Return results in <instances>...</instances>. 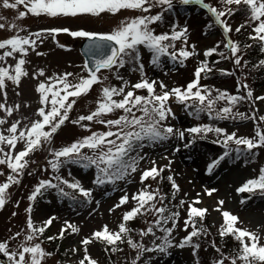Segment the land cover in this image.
<instances>
[{
	"label": "snow or ice",
	"instance_id": "obj_1",
	"mask_svg": "<svg viewBox=\"0 0 264 264\" xmlns=\"http://www.w3.org/2000/svg\"><path fill=\"white\" fill-rule=\"evenodd\" d=\"M225 6L223 10L212 6L206 0H179L183 5H198L202 9H206L210 16L214 19L216 25H219L223 33L227 36L233 31L225 17H231L241 10L244 6L246 12V23L235 28L236 33H240L246 26L252 27L254 35H250L249 39L258 42L261 51H264V0H220ZM174 6V0H0V8L7 10H15L17 19L22 20L28 15L33 17L47 18H99L103 19L105 15L116 16L122 10L137 11L140 15L134 18H125L121 20L117 26L109 32H96L84 29L71 30L67 27L41 29L36 32H30L26 36L19 33L26 29L19 27L16 23H12L10 27L16 30V34L10 38L0 40V50H4L0 55V61H5L7 57L15 59V54L20 55V59L16 60L14 68L0 66V92L6 88V81L19 87L22 77H27L29 73L25 70L24 65L27 63L24 57H27L29 49L36 52V55H43L42 52L36 51L38 43H43L47 37H51L56 41L59 34H67L72 38H81L90 41L89 52L94 57H98L91 61V66L86 63L84 65L87 71L86 76H79L72 72L57 74L48 77L47 82L38 83L36 91L39 93L40 105L35 115L38 119L30 124H24L21 128V121L11 123L5 130L0 132V166H6L9 174L6 181L0 183V210L6 205L9 197V188L13 185H19L21 178L28 168V157L37 151L47 147L48 154L54 159L47 160L48 165L54 172H59L60 168L67 164L79 165L83 168L94 167L96 169V177L93 181L96 185L112 184L125 180L129 175L140 170L141 161L146 159L142 155V151L146 147H155L157 144L170 140L173 136L183 140L185 132L206 137L208 133H215L217 137H223L222 140L217 139L214 143L222 144L225 151L210 167L219 165L220 161L229 156L230 152L235 151L237 156L251 155L255 156L254 150L264 149V115L256 116L255 112L246 115L240 112H234L233 109L242 101H264V96L253 97V92L247 84L240 83V87L247 89L245 95H230L227 92L218 91L213 97L212 90L203 87L200 80L203 75H207L212 68L204 61L194 71V79L187 84L185 88L173 87L171 89L163 81L149 80L144 74V65L141 63V46L152 54L151 64L155 67L160 66L161 57H168L172 61L179 60L181 65L184 61L196 55L195 45L191 46V50L181 48L177 51H169L175 49V41H182L187 45L188 28H179L174 25L171 33L155 34L151 25L162 21L163 12L170 11ZM235 6V7H233ZM23 7L24 10H20ZM159 8L160 12L149 14L153 9ZM6 18L0 15V21ZM7 27L6 23L0 22V30ZM212 24L208 25L211 29ZM57 46L64 49L65 45ZM252 44L245 45L246 48L252 47ZM224 47L229 49L231 57L234 58L236 66L241 65L242 57L238 55L240 47L231 39L227 40ZM219 44L211 49L205 50L203 55L211 57L218 54L222 58H227L225 53H217ZM133 64L137 67L133 71H139L141 78L138 82L130 84L128 80L120 74V69L126 65ZM254 67H264V60H260L258 65ZM107 71L121 81L119 87L105 84L108 80L107 76L98 75L101 71ZM231 75V73H224ZM46 73L43 69L38 70L32 78L45 77ZM74 78L75 82H73ZM162 90L159 94L156 92V85ZM101 84V95L97 101V107L89 115H81L77 120H72L73 124H80L86 130L91 129L82 122L87 121L89 124L95 122L103 125L107 131L91 132L85 136L72 142L70 145L60 148L59 150L51 147L53 137L62 128L66 121H69V113L77 102V99L89 94L94 85ZM146 90L147 95H137V91ZM239 91V87L237 89ZM19 95V93H17ZM116 97H122L116 99ZM71 98V99H70ZM175 99L186 109L194 110L189 115L199 118L201 113H207L212 119H232L237 118L241 121L252 120L256 122L255 132L252 137L238 136L236 132L227 133L220 127H212L209 125L191 127L186 130H179L166 122L171 117L175 119V113L169 106V102ZM227 100L228 106L220 110H216L215 105L220 100ZM5 103H0V111L6 116L11 117L14 110L19 109V105L15 107H7V94L4 93ZM191 101L192 103H189ZM121 114L114 119H104L116 112ZM215 113V115H213ZM5 119H0V126L6 124ZM18 143L23 144L22 150L16 151ZM234 143L235 149H230L229 144ZM186 147L188 145H185ZM7 149V150H6ZM88 149L91 154L85 153L83 150ZM176 151H179L177 148ZM166 158V157H165ZM151 167L141 171L140 183L143 185L149 178L156 180L166 169H170L169 165L158 167L156 161H150ZM0 175H4L0 171ZM52 180H40L34 191L28 197L29 201H35L39 195L43 194V190L57 189L59 195L75 200L76 196L72 193H79L87 202L91 203L92 192L81 186L79 181L69 182L62 179L59 175ZM167 179L171 182V187L175 192L179 191V186L175 183L172 176ZM61 185H66L72 193L65 191ZM212 190H205L206 194L211 196ZM259 191L264 195V168L259 170L257 178L249 179L242 184L237 193H255ZM199 196V194H198ZM164 196L159 190L148 191L141 189L131 196V200L136 204L122 216V222L119 224L117 232L109 231L105 225L102 230H97L92 234L91 238H84L81 243L84 245V256L79 260V264H98V261L92 258L88 252L87 246L93 242L99 241L109 246H115L118 242L123 243L124 237L128 236L133 230L126 227V224L138 216L152 215L155 219L146 221L148 227L141 230L139 236L141 238L152 236L151 247H146L142 242H134L132 238L127 239V244L136 252V258L132 264H137L144 253L169 254V250L173 247L184 249L191 247L194 250L199 248L198 244H194L193 239L207 233V229L197 228V218L202 222L208 212L205 208H198L194 205L202 203L198 198L188 205V219L184 221V231L188 233V228L192 231L183 237L180 241L174 243L173 232L176 228L179 212H168L164 206ZM250 199V197H249ZM130 202L127 193L122 195L119 202L109 211L120 208ZM185 201H180L183 206ZM241 203H246L242 200ZM157 204L160 206L158 207ZM224 204L223 200L218 201L216 211H221ZM32 207L27 209L29 216L26 221L27 234L24 236L23 243L20 244L16 251L9 248V243L0 241V254L7 257L9 264H42L43 260L50 256L51 253L46 252L41 243H32L39 236H42L48 227H50L56 217H49L37 226L31 218ZM16 215V213H13ZM224 224L219 230V235L223 238L226 235L233 236L240 244V248L234 257H227L221 253V258L214 264H225L226 260H230L231 264H264V245L260 244V237L247 229L236 227L239 218L228 211H222ZM171 222L172 227H167ZM68 229L72 233H78V227L65 222V227L61 228L58 237H48V240L63 239ZM156 230L163 235L157 236ZM21 237V233L17 232L11 239ZM157 241H160L157 243ZM215 247V246H214ZM107 250V249H106ZM120 249L112 247L111 251L116 252ZM71 251L76 252L73 248ZM220 252V249H216ZM196 255V252H193Z\"/></svg>",
	"mask_w": 264,
	"mask_h": 264
},
{
	"label": "rangeland",
	"instance_id": "obj_2",
	"mask_svg": "<svg viewBox=\"0 0 264 264\" xmlns=\"http://www.w3.org/2000/svg\"><path fill=\"white\" fill-rule=\"evenodd\" d=\"M207 3L220 10H223L225 6L220 0H206ZM184 6L179 3V0H174L173 8L178 10ZM188 8V14L182 16L178 13L177 24L179 28H188L187 33V45H184L182 41H175V49L169 51H179L181 48H187L191 50V46L195 45L196 55H193L189 59L184 61L181 65L179 60L172 61L168 57H161L159 67H155L151 64L152 54L147 49L141 46V63L144 65V74L147 79L163 81L169 89L173 87L185 88L188 83L194 79V71L201 65V62H208V57H205L203 53L205 50L211 49L216 46L217 42H223L229 39V34L226 36L219 25H215L214 31L210 35H206L205 27L208 22L214 23V19H207V10L201 9L198 5H186ZM200 9H199V8ZM235 7V6H233ZM242 7V6H241ZM20 10H24L21 7ZM161 9H153L149 14H156ZM167 11L163 12V17ZM0 15L4 16L6 20L0 21L6 23L7 27L0 30V40L10 38L16 34V30L12 29L10 25L16 23L19 27L26 29V31L20 32L22 36L28 35L30 32H36L41 29L67 27L71 30L84 29L88 31L96 32H109L114 29L117 24L125 18H134L140 15L137 11L122 10L118 15L111 16L105 15L103 19L99 18H47V17H33L28 15L22 20H18L17 12L15 10H7L0 8ZM228 19V17H225ZM246 21V20H245ZM233 31L236 27L246 22L235 23L231 20L228 21ZM252 24L248 27L250 35H254L252 32ZM155 34L171 33L172 28H165L158 22L151 25ZM232 31V32H233ZM231 32V33H232ZM235 32V31H234ZM230 33V35H231ZM225 37V39H224ZM233 37V35H232ZM56 41L59 44H63L66 48L62 49L57 46ZM54 41L51 37H47L43 40V43H38L36 51L42 52L43 55H36V52L29 49L27 57H24L27 63L24 65L25 70L29 73L27 77H22L19 87L12 84L11 81H6V88L3 92H0V103H5L4 93L7 94V107H15L19 105L18 110H14L11 117L6 116L3 111H0V119H5L7 122L3 126H0V132H5L11 123L17 120L21 121V128L24 124H30L32 121L38 119L35 115L37 109L41 107L39 93L36 91L38 83L41 81L47 82L48 77H53L57 74L65 72H72L79 76H86L87 71L84 68L85 59L81 52V47L85 39L72 38L67 34H59ZM234 41L236 42L235 38ZM258 43V42H256ZM238 44V43H237ZM239 56L242 57L241 65L236 66L234 64V58L231 57L230 51L223 52L227 58L220 56L219 61L222 65L216 67V73L213 79L207 78L202 74L200 84L203 87L212 90L213 97L217 95L218 91L227 92L230 95H245L247 89L240 87V83L247 84L253 92V97L264 96V88L257 90L253 87V78L257 76V72L260 70L258 67H253L246 55V50L241 46ZM218 50V49H217ZM4 50H0V55ZM220 53V52H218ZM264 54V51H262ZM20 55L15 54V59L7 57L5 61H0V66L14 68L16 60L20 59ZM264 60V59H263ZM137 67L133 64H128L125 68L120 69V74L125 80H128L130 84L138 82L141 78V73L133 71V68ZM40 69H43L46 73L45 77L32 78L33 75ZM262 69V68H261ZM231 73V75H225L224 73ZM101 77L107 76L108 80L105 84L119 87L120 80H117L112 73L102 70L99 73ZM73 82H75L74 78ZM103 85H94L89 94L77 99L76 104L69 113V121H66L62 128L53 137L52 148L59 150L62 147L70 145L72 142L81 139L91 134V132L107 131V129L95 122L88 123L82 122L91 129V132L86 130L80 124L71 123L72 120H77L81 115H89L97 107V101L101 95V88ZM239 87V91L237 90ZM162 90L159 88V83L156 85V92L159 94ZM19 93V95H17ZM137 95H147L146 90L137 91ZM122 97H116L121 99ZM71 99V98H70ZM189 103H192L189 101ZM169 106L175 113V119L171 117L166 122L168 125L173 126L179 130H186L191 127L209 125L212 127H220L227 133L236 132L238 136L252 137L255 132L256 122L252 120L241 121L238 118L236 120L226 119H212L205 113L200 114V118H194L189 115L193 108L186 109L184 105L179 104L172 99L169 102ZM228 106L227 100H220L216 103V110H220L223 107ZM234 112L244 113L251 115L255 112L256 116L264 115V101H242L233 109ZM121 113L118 111L110 116L104 117V119L117 118ZM215 115V113H213ZM183 118V120H182ZM264 127V125H261ZM210 139L215 141L217 139L222 140L223 137H217L215 133H208L206 137L194 135L185 132V138L183 140L173 136L170 140L157 144L155 147H146L142 151V155L146 156L144 161H141L140 170L134 174L129 175L125 180L118 181L115 185L105 184L96 185L93 183L96 177V169L94 167L83 168L79 165L67 164L60 168L59 172H54L51 166L48 165L47 160L54 159L45 149L35 152L28 157L29 161H35V163H29L28 168L25 170L24 175L21 178L19 185H13L9 188V197L3 210H0V241H6L9 243V248L12 251H16L20 244L23 243L24 236L27 234L26 221L29 216L27 209L32 207L31 218L37 226H40L43 221L49 217H56L52 225L46 230V234L43 233L32 243H41L42 248L51 253L46 257L42 264H79V260L84 256V245L81 241L84 238H91L92 234L97 230H102L106 225L111 232H117L118 226L122 222V216L125 212L129 211L136 204V201L131 200V196L137 193L141 189L148 191L159 190L160 177L156 180L149 178L142 185L140 183L141 171L150 168L152 165L150 161H156L158 167H164L169 165L171 161L170 169L166 168L162 173L167 177L172 176L175 183L179 186L177 192L179 202L185 201L184 205L178 204L179 217L176 228L173 232L174 243L180 241L188 233L191 232V227L188 228V233L184 231V221L188 219L187 209L188 205L195 199H199L202 203L194 205L198 208H205L208 210L207 214L212 226V231L207 233L205 238L209 242L208 246L201 243L200 248L193 250L191 247L180 249L173 247L169 250V254L144 253L141 259L147 255V264H159L166 257H169L168 264H214L215 261L221 258V253L227 257H234L240 248L239 242L233 238L235 250H226L220 245L217 248L220 252H217L212 248V243L217 242L215 233L219 231L224 224L222 217V211H228L229 213L236 215L239 218V223L236 227L247 229L256 233L260 237V244L264 245V198H259L257 195L259 191L255 193H237V189L249 179L257 178L259 170L264 168V149L254 150L255 156L241 155L237 156L235 151H232L229 157L223 160L217 168H212L209 171V167L214 163L215 156H212L211 152L203 145V140ZM185 145H188L187 147ZM236 148L234 143H230L229 146ZM23 144L18 143L16 151L22 150ZM179 151H176V149ZM7 150V149H6ZM85 153L91 154L88 149L83 150ZM166 157V158H165ZM216 160V159H215ZM0 171H3L4 175H0V183L6 181V176L9 174V170L6 166H0ZM161 173V174H162ZM59 175L62 179L69 182L79 181L81 186L85 189L91 190L92 198L91 203L87 202L79 193H72L71 189H68L66 185H61L65 191H68L76 196L75 200H70L59 195L57 189L43 190V194L39 195L35 201H29L28 197L34 191L40 180L49 179L53 183H58L54 179ZM212 190V195L206 194L205 190ZM127 193L130 197V202L126 205L113 209L119 202L122 195ZM199 194V196H198ZM250 197V199H249ZM223 200L224 204L221 211H216L218 201ZM242 200H246V203H241ZM159 207L160 205L157 204ZM16 213V215H13ZM139 228L137 232L129 235L134 242H142L146 247L152 246L154 237L147 236L141 238L139 233L148 227L146 221L155 219L152 215L138 216ZM68 222L78 227V233H72L71 229L65 232L64 238L61 239L60 246L66 251L71 253H65L64 256H60L56 248H54L48 237H58L61 228L65 227V222ZM128 227V224H126ZM167 227H172L171 222ZM20 232L21 237L17 239H11L15 233ZM156 235H163L156 230ZM213 236V238L211 237ZM59 239V238H57ZM127 239L124 237V242L121 243L124 246L121 251H125L122 255L118 256L115 264H132V261L136 258V252L130 248L127 244ZM195 239H193L192 243ZM160 241H157L159 243ZM120 243V242H118ZM199 244V243H195ZM73 248L76 252L71 251ZM90 256L98 261V264H107L105 260V253L99 244V241L93 242L87 246ZM196 255H193V252ZM203 258L206 259L203 262ZM140 259V260H141ZM141 261L139 263H144ZM0 264H9L7 257L0 254ZM225 264H231L230 260H226ZM237 264H240L238 261Z\"/></svg>",
	"mask_w": 264,
	"mask_h": 264
},
{
	"label": "trees",
	"instance_id": "obj_3",
	"mask_svg": "<svg viewBox=\"0 0 264 264\" xmlns=\"http://www.w3.org/2000/svg\"><path fill=\"white\" fill-rule=\"evenodd\" d=\"M243 9H244V6L242 5L241 10L237 11L234 16L228 17L227 21L231 20L232 22L234 21L235 23L246 22L245 20H246L247 14ZM178 13L181 14L182 16H185L189 12H188V9L186 7H183V6L180 7L178 10L172 8L170 11H167L165 16L162 18L161 25L165 28H173V26L177 24V20L179 18ZM206 17H207V19H210V20L213 19L210 16V14H208ZM209 24L213 25V27L211 29L208 28ZM215 25H216L215 22L214 23L208 22L207 26L205 27V30H207L205 34L210 35L211 33H213L214 31H212V29L215 28ZM232 35H233V37H232ZM249 36H250V34L248 31V27H245L244 29H242L240 33H236L234 31L231 33V35L229 33V39H231L233 42H235L234 41V38H235V40H236L235 43H238L239 46H241L244 50H246V55H248L247 59H248L249 63L254 67V66L258 65L260 60L264 59V54L262 53V51L260 49L259 43H256V42L250 40ZM224 39H225V37H224ZM226 43H227L226 39L223 42H220V43L217 42V44H219V48L217 50V53L229 51V49L224 47V44H226ZM248 44H252L253 46L250 48H246L245 45H248ZM219 58H220V55H218V54H213L211 57H208V65L212 68V71L207 73V75H206L207 78L213 79L215 76V73H216V71H215L216 67L218 65H222V62L219 61ZM258 68H260V70L257 72V76L253 78V87L256 88L257 90H260L264 87V67H258ZM203 145L207 149V151L211 152L212 156H215L216 160H218L219 157L222 156L224 151H225V148L221 144L214 143L210 139L203 140ZM229 148L232 149V146H229ZM227 157H225V158H227ZM158 182H159L158 186L161 189V193L165 198L164 199V206H166L168 209V212H166L165 215H170L171 212H177L179 209L178 204L180 202L178 199L177 192H175V196L173 198V193L175 190L171 187V182L167 179V176L164 173L161 174L160 181L158 180ZM258 197L264 198V195L259 194ZM138 222H140V220L135 218L134 220L127 223L128 228L133 230L132 232L129 233V235H132V233L137 232V229L139 228ZM200 227L207 229L208 234L210 231H212V226L209 223L208 214H206V217L202 222L197 218V228H200ZM191 231H192V228H191ZM212 233L216 234L215 237L217 238L218 241L215 243H212L211 249L216 250L217 245L221 244V246L226 250V252L231 250V249L235 250V245H234V240H233L234 237L233 236L226 235L222 238L219 235V231H216V232L214 231ZM44 234H46V231ZM206 234H203L199 237L194 238L195 239L194 242L199 243L198 244L199 248L201 246V243H204L205 246L209 245L208 244L209 242L205 238ZM211 237L213 238V236H211ZM126 238H129V236H126ZM50 243L54 248H56V250L60 256L63 257L65 253H69V252H66L60 246L59 240L53 239V240H50ZM99 244L105 253L104 256H105V260H106L107 264H115L116 260L118 259V256L122 255L125 252V251H121L122 247L124 246L121 243H117V245H115V246H109V245H106L102 242H99ZM112 247H117L120 250L113 252V251H111ZM198 249H196V250L198 251ZM141 261H146L142 264H147V255H145V257L143 259L139 260L137 262V264H141V263H139ZM205 261H206V259L203 258V262H205Z\"/></svg>",
	"mask_w": 264,
	"mask_h": 264
},
{
	"label": "water",
	"instance_id": "obj_4",
	"mask_svg": "<svg viewBox=\"0 0 264 264\" xmlns=\"http://www.w3.org/2000/svg\"><path fill=\"white\" fill-rule=\"evenodd\" d=\"M89 44H90V41L85 40V42L83 43L81 51L83 53V56L86 59V63H88L91 66V61L98 58V57L92 56V54L89 52Z\"/></svg>",
	"mask_w": 264,
	"mask_h": 264
},
{
	"label": "bare ground",
	"instance_id": "obj_5",
	"mask_svg": "<svg viewBox=\"0 0 264 264\" xmlns=\"http://www.w3.org/2000/svg\"><path fill=\"white\" fill-rule=\"evenodd\" d=\"M183 120V118H182ZM169 262V257H166L163 261H161L159 264H168Z\"/></svg>",
	"mask_w": 264,
	"mask_h": 264
}]
</instances>
